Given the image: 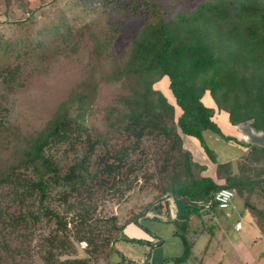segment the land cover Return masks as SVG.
<instances>
[{"label": "trees", "instance_id": "16d2710c", "mask_svg": "<svg viewBox=\"0 0 264 264\" xmlns=\"http://www.w3.org/2000/svg\"><path fill=\"white\" fill-rule=\"evenodd\" d=\"M73 5L87 12L130 5L138 11L144 6L153 11L156 21L139 32L123 67L111 76L113 81L124 82L130 94L118 97L113 108L95 110L74 102L57 111L41 131L24 136L2 118L7 108L0 106V136L12 138L8 146L14 147L8 159L0 156V191H5L0 194V232L18 240L36 236L46 225L49 233L41 236L45 264H113L119 241L138 242L125 236V230L150 205L170 193L209 204L212 192L223 187L211 177L196 174L198 165L186 149L185 136L198 140L216 163L205 133L233 140L216 123L217 112L228 113L234 126L249 123L256 131H264V0H211L171 19L160 15L158 5L149 0H75ZM59 31L57 26L54 32L59 35ZM16 49L15 41L0 39V86L9 94L23 86L24 64H29L26 47L17 53ZM160 80L167 82L175 105L157 89ZM207 98L213 107L206 104ZM100 111L120 113V128L102 132L93 120ZM146 138L167 145L161 165L139 189L151 186L153 201L123 224L116 215H97V207L91 206L96 193L118 188ZM65 145L70 151H75V145L85 149L68 167L53 153ZM98 149L103 153L93 160ZM218 169L226 176L224 187H261L242 183L264 178V148L251 146L248 156L238 163V174L233 175L231 164L218 165ZM175 203L174 223L184 221L188 229L180 233L185 252L162 264L187 261L194 245L187 236L194 217L204 218L219 209L216 204L207 210L181 200ZM155 209L172 218L169 202ZM83 243L86 257L78 258L75 255ZM117 264L131 262L122 259Z\"/></svg>", "mask_w": 264, "mask_h": 264}, {"label": "rangeland", "instance_id": "374dc122", "mask_svg": "<svg viewBox=\"0 0 264 264\" xmlns=\"http://www.w3.org/2000/svg\"><path fill=\"white\" fill-rule=\"evenodd\" d=\"M149 1L158 5L160 15L166 14L171 19L181 13L192 12L200 3L211 0ZM74 2L75 0H0V39L15 41L16 53L24 47L30 52L27 59L29 64H24L25 72L21 76L23 86L11 94L0 86V106L7 108L2 118L18 128L24 136L33 135L45 128L65 105L72 106L76 102L79 107L103 110L116 106L118 97L130 95L124 82L113 81L111 76L123 67L139 32L156 21L153 11L144 6L135 11L133 5H130L121 9L100 8L87 12L84 8H76ZM57 26L61 32L59 35L54 32ZM156 87L174 103L166 81H158ZM205 102L214 106L209 98ZM176 110L180 114L177 107ZM100 112L93 120L102 132L120 128V113L109 115ZM218 121L225 135L238 140L252 139L246 134V130L233 128L226 113H219ZM204 137L209 149L214 151L216 163L204 152L198 140L184 137L186 149L192 153L198 165L196 174L199 177L214 178L218 175L225 178V174H218V165L242 157L243 146L227 141L213 132H206ZM10 140L12 138L0 136L2 159H8L14 151L13 144L8 146ZM166 149L164 141L144 139L141 150L132 156L130 167L124 171L118 188L96 193L91 206L97 207V215H116L119 223L123 224L133 215L140 214L153 201L154 192L151 186L144 191L139 189L145 179L161 165V155ZM84 151V145H75V151H70V146L65 145L53 153L62 165L68 167ZM102 153L103 150L98 149L93 160ZM132 169L135 170L134 173ZM4 192L1 190L0 194ZM239 201V204L243 203L240 198L235 203ZM234 212L236 210L220 212L217 218L221 222L223 216L229 214L227 224L231 226L237 218ZM49 230V227L43 225L36 236L18 240L4 237L0 232V264H45L41 257V236L48 234ZM222 234L218 231L217 238L221 239ZM187 236L190 240V234ZM201 246L202 242L192 247V260L200 252ZM84 248L85 243L78 246V254L75 256L85 258ZM119 249L128 255L134 252V248L125 243H117L116 251ZM116 259L118 254L113 256L112 262Z\"/></svg>", "mask_w": 264, "mask_h": 264}, {"label": "crops", "instance_id": "0c3cea01", "mask_svg": "<svg viewBox=\"0 0 264 264\" xmlns=\"http://www.w3.org/2000/svg\"><path fill=\"white\" fill-rule=\"evenodd\" d=\"M219 113L221 112H217L215 116L217 124H219ZM226 114L229 119L228 113ZM231 126L233 128L244 129L243 131L246 130V134L252 138L250 140H238L235 137L228 136L233 138L231 142L240 143L244 148L242 157L226 163L232 165V173L235 175L239 172L238 163L248 156L251 146L264 148V131H256L249 123L238 126L231 124ZM218 174L220 175L219 172ZM213 179L223 187L226 186V177L221 178L215 175ZM259 185H261V187L254 190L233 189L236 197L227 210H218L216 213H209L205 215L204 218L200 219L194 217L193 223L189 228L190 240L192 238L193 241L191 242L194 243V247L202 242L201 250L193 257V260L191 254L189 259L181 264H264V183ZM244 186L249 187L258 185ZM237 198H240L244 203L242 204L245 207V211H243L242 204H239L241 201L235 203ZM248 203L256 211H254ZM170 206L173 208L171 203ZM210 209L211 208H208L207 210ZM175 210L177 211L176 203ZM228 210H236L234 213L237 214V218L231 226L227 224V219L230 216L229 214H225L221 222L217 218L220 212ZM155 218H157V220H155ZM176 219L177 217L175 219H168L159 215L155 210L152 215L142 221V226L136 222L128 225L125 230V236L129 239H136L138 242L119 241L118 243H125L133 247L134 252L128 255L119 249L116 253L118 254V259H116L113 264L121 262L122 259L130 261L131 264H141L147 257L151 243L155 241L152 234L156 236V240H159L160 244L155 247L150 264H162L163 260L167 258L182 256L185 252V243L180 233L187 232L188 229L184 221H177V223H174ZM203 219L208 220V223L204 224L202 222L204 221ZM239 222H241L243 226L241 230L236 229V224ZM223 228L224 231H222ZM218 231L223 233L221 239L217 238ZM150 232L152 234H150ZM206 233H208V237H206Z\"/></svg>", "mask_w": 264, "mask_h": 264}, {"label": "water", "instance_id": "95a60500", "mask_svg": "<svg viewBox=\"0 0 264 264\" xmlns=\"http://www.w3.org/2000/svg\"><path fill=\"white\" fill-rule=\"evenodd\" d=\"M263 183H264V178L245 181L242 184L243 185H259V184H263ZM216 192H217V189L212 192L211 202L209 204L193 202V201H190L189 199H187L186 197L179 195V194H175V193L167 194L166 196L161 198L159 201L153 203L142 215H140L139 217H137L135 219V222L137 224H139L140 226H142V224H141L142 221L145 218H147L148 216L152 215V213L156 210L155 207L157 205H159L160 203L169 202L171 199H173L174 201L181 200L182 202L187 203L188 205L195 207V208H203V209L213 208L215 205L214 196H215ZM147 231H149V230H147ZM150 234H152V233L150 232ZM152 236L155 238V241H153L151 243L147 257L143 262H141V264H150V260L152 258L153 251H154L155 247H157L160 244V241L156 240V236L154 234H152Z\"/></svg>", "mask_w": 264, "mask_h": 264}, {"label": "built area", "instance_id": "2783aa9c", "mask_svg": "<svg viewBox=\"0 0 264 264\" xmlns=\"http://www.w3.org/2000/svg\"><path fill=\"white\" fill-rule=\"evenodd\" d=\"M235 197H236V194L234 190L229 189L227 187H221L215 193L214 203L219 207L220 210H227L231 206ZM169 202L173 206V208H171V217L172 219H175L177 217V211L175 210V203L173 199H171ZM242 227L243 226L241 222L236 224L237 230H241Z\"/></svg>", "mask_w": 264, "mask_h": 264}]
</instances>
